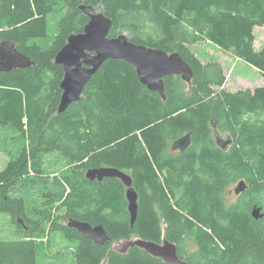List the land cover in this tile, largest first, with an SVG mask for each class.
<instances>
[{"label":"trees","instance_id":"1","mask_svg":"<svg viewBox=\"0 0 264 264\" xmlns=\"http://www.w3.org/2000/svg\"><path fill=\"white\" fill-rule=\"evenodd\" d=\"M83 2L112 19L110 36L127 29L135 43L180 53L191 81L166 76L162 98L131 64L108 58L82 97L58 113L64 70L55 58L89 21ZM255 26H264V0H0V42H13L35 62L0 71V142L9 156L0 170V211L20 232L0 235V264H38L37 239L53 231L69 241L71 264H170L138 246L113 249L133 236L166 237L190 264H264V85L227 90L222 67L203 64L189 47L212 41L264 75ZM212 118L235 136L228 151L214 144ZM186 134L191 147L172 152ZM100 166L131 175L133 224L122 180L85 176ZM240 176L261 198L258 219L247 201L224 203L225 186ZM69 218L102 224L110 240L95 243L70 228Z\"/></svg>","mask_w":264,"mask_h":264},{"label":"water","instance_id":"2","mask_svg":"<svg viewBox=\"0 0 264 264\" xmlns=\"http://www.w3.org/2000/svg\"><path fill=\"white\" fill-rule=\"evenodd\" d=\"M80 9L89 18L84 30L72 33L65 45L57 53L55 62L64 70V77L60 83L62 90L58 113L78 101L92 76L98 71L102 63L108 59H121L131 64L137 71L140 81L150 90L166 97L164 78L168 75H180L183 80L190 82L193 76L191 65L177 51L168 52L163 49L145 44L135 43L126 34L110 36L113 25L112 19L103 11L83 2ZM35 64L34 60L20 52L10 41L0 42V71H11L17 68H27ZM190 134L175 141L173 148L188 146ZM183 147V148H182ZM185 150V148H184ZM89 180H103L105 177H118L127 186L126 197L128 211L133 224L138 215V193L132 186V177L127 172L111 166L89 168L86 171ZM244 189L241 185L239 190ZM255 218L263 216L260 206L252 208ZM21 221V219H19ZM67 225L77 229L87 238L97 244H103L110 237L102 224L92 225L89 222L69 218ZM133 246L143 248L152 256L162 258L172 264H190L182 259L174 242L165 238L162 242H155L143 238H127L115 242L113 249L120 253H127Z\"/></svg>","mask_w":264,"mask_h":264},{"label":"rangeland","instance_id":"3","mask_svg":"<svg viewBox=\"0 0 264 264\" xmlns=\"http://www.w3.org/2000/svg\"><path fill=\"white\" fill-rule=\"evenodd\" d=\"M98 9V8H97ZM119 32L130 36V31L127 29L119 30ZM255 41L254 47L256 50L261 49L264 44V26L254 27ZM191 51L201 60L203 64L217 62L223 69L226 76L224 88L230 91H237L240 89H254L257 86L264 85V75L260 70L250 65L243 59L236 58L230 51L221 49L212 41L202 40L189 45ZM4 135V134H3ZM173 152V151H172ZM8 155L2 150L0 142V170L6 165ZM224 195L229 204H235L237 197L230 188H225ZM259 195L248 197L246 201L253 199V202H258ZM0 235L4 239H16L20 232L14 227L10 215L6 212L0 211ZM56 235L59 236L60 242H56ZM49 237V239H48ZM38 245V264H71L67 262L68 256L72 252L69 241L62 236L60 232H52L50 235H44L37 239ZM115 243H112V246ZM189 248L194 249L195 245L189 243Z\"/></svg>","mask_w":264,"mask_h":264},{"label":"flooded vegetation","instance_id":"4","mask_svg":"<svg viewBox=\"0 0 264 264\" xmlns=\"http://www.w3.org/2000/svg\"><path fill=\"white\" fill-rule=\"evenodd\" d=\"M254 115L251 114V118L253 117ZM211 125H212V136H213V139H214V144L217 148L223 150V151H228L229 148L234 144L235 142V136L233 135V133L228 130V129H225V128H222L221 127V120H218L217 118H212L211 119ZM184 136V135H183ZM181 136V137H183ZM180 137V138H181ZM192 145V140L190 138V143L188 146H185V144L183 145L184 148L181 149V147H177V148H173L171 149V151L173 152H176V153H182V152H185L188 150V148H190ZM9 158V156H8ZM7 164V163H6ZM5 167V166H4ZM125 171V170H123ZM127 172V171H125ZM128 173V172H127ZM129 174V173H128ZM85 176H86V173H85ZM106 178V177H105ZM98 180V179H97ZM102 181V180H101ZM123 182V181H122ZM124 184V183H123ZM125 185V184H124ZM241 185L244 187V189L242 190H239V188L241 187ZM126 189H127V186L125 185ZM230 188V191L233 193L234 192V196L237 197V200L235 202V204H231V205H240V204H243L245 201H246V195L248 197H250V192L252 191L253 189V186L251 184V182L248 180L247 177L245 176H240V177H237V178H234L233 180H230L227 185L225 186V188ZM225 188L223 190V200H224V203L226 204V206L229 207V204L226 200V197L224 195V191H225ZM126 189H125V195H126ZM127 199V197H126ZM243 202V203H242ZM249 205L251 207V209L256 205V206H260L262 208V205L261 203L258 201V202H253V199H249ZM230 205V206H231ZM127 209H128V200H127ZM129 212V211H128ZM19 217V219H21V221L19 222L21 224V226L23 227V230H28L29 229V226L27 224V222L25 221V219L19 215L17 216ZM254 217V216H253ZM255 218V217H254ZM255 219H258V218H255ZM68 223V221H67ZM162 225L164 227L165 225V220L162 221ZM72 228V227H70ZM54 232V231H53ZM51 234V232H50ZM50 234H47V235H50ZM133 239L135 238H139V237H136V236H133L131 237ZM166 237H163L161 239V242L165 239ZM49 239V238H48ZM130 239V238H129ZM115 243V242H114ZM176 246H177V252H178V244L175 242ZM179 254V252H178ZM180 256V255H179ZM181 257V256H180ZM182 258V257H181ZM162 259V258H161ZM183 259V258H182ZM163 260V259H162ZM185 260V259H184ZM164 261V260H163ZM165 262V261H164ZM166 263H169V262H166ZM172 264V263H170Z\"/></svg>","mask_w":264,"mask_h":264},{"label":"bare ground","instance_id":"5","mask_svg":"<svg viewBox=\"0 0 264 264\" xmlns=\"http://www.w3.org/2000/svg\"><path fill=\"white\" fill-rule=\"evenodd\" d=\"M182 138V137H181ZM180 139V138H179ZM130 214V213H129ZM130 219H131V215H130Z\"/></svg>","mask_w":264,"mask_h":264}]
</instances>
